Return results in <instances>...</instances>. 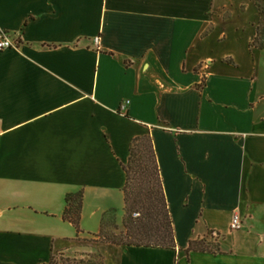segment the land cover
Listing matches in <instances>:
<instances>
[{
	"label": "crops",
	"instance_id": "obj_1",
	"mask_svg": "<svg viewBox=\"0 0 264 264\" xmlns=\"http://www.w3.org/2000/svg\"><path fill=\"white\" fill-rule=\"evenodd\" d=\"M262 22L254 0H0L15 44L0 51V264L73 251L70 194L79 239L122 223L145 136L176 250L117 247L104 264H264ZM202 240L219 251H187Z\"/></svg>",
	"mask_w": 264,
	"mask_h": 264
},
{
	"label": "trees",
	"instance_id": "obj_2",
	"mask_svg": "<svg viewBox=\"0 0 264 264\" xmlns=\"http://www.w3.org/2000/svg\"><path fill=\"white\" fill-rule=\"evenodd\" d=\"M123 169L126 174L123 191L125 203L123 233L119 241L114 240L112 244L123 247L176 250L173 224L149 136L137 138L132 142L130 157ZM82 201V192L68 195L63 215L64 221L69 222L76 229L78 240L82 232L80 229ZM108 220L115 222L112 217L102 220L101 230L95 235L96 238L101 237ZM187 251L215 253L219 250L215 244L202 240L191 241ZM52 258L53 256L50 264Z\"/></svg>",
	"mask_w": 264,
	"mask_h": 264
},
{
	"label": "rangeland",
	"instance_id": "obj_3",
	"mask_svg": "<svg viewBox=\"0 0 264 264\" xmlns=\"http://www.w3.org/2000/svg\"><path fill=\"white\" fill-rule=\"evenodd\" d=\"M254 1L263 18L256 38V43L260 47L264 45V0ZM134 216L138 215L134 214ZM122 233L123 226L121 222L116 224L112 220H108L100 238L94 236L79 239L73 251L55 253L51 264H104L106 255L112 253V249L123 247L112 244L114 240L119 241Z\"/></svg>",
	"mask_w": 264,
	"mask_h": 264
},
{
	"label": "built area",
	"instance_id": "obj_4",
	"mask_svg": "<svg viewBox=\"0 0 264 264\" xmlns=\"http://www.w3.org/2000/svg\"><path fill=\"white\" fill-rule=\"evenodd\" d=\"M99 41H100L99 38H95L94 39L95 45H98ZM14 46L15 44L12 43V41L6 36V34L0 33V51L13 48ZM241 227H242L241 220L237 215H235L232 218L231 228L232 230H240Z\"/></svg>",
	"mask_w": 264,
	"mask_h": 264
}]
</instances>
